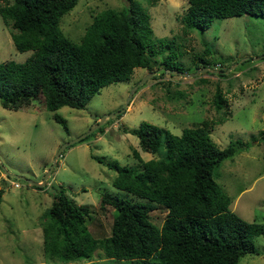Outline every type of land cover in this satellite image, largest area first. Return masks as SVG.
<instances>
[{
  "label": "rangeland",
  "instance_id": "obj_1",
  "mask_svg": "<svg viewBox=\"0 0 264 264\" xmlns=\"http://www.w3.org/2000/svg\"><path fill=\"white\" fill-rule=\"evenodd\" d=\"M139 1L149 12L156 39L152 73L136 66L128 79L103 86L84 107L63 105L55 110L66 118L69 132L53 118V110L10 109L0 103V264H143L105 257L99 248L89 260L51 261L42 251L41 226L53 193L64 188L77 203L91 207L89 231L96 237L110 234L113 207L100 208L101 193L141 198L113 185L116 171L92 155L133 168H139L133 147L144 159L159 157L142 150L138 137L123 130L143 120L180 134L184 127L208 119L215 121L209 135L219 147L236 139L247 141V147L220 162L215 178L237 214L247 221L264 222V16L217 17L205 29L186 30L181 16L187 0ZM124 4L125 0H78L63 14L60 27L79 41L96 12ZM31 52L16 49L11 27L0 15V61H23ZM162 60L173 70L195 74L171 75L163 70ZM218 86L226 98L221 109L213 104ZM121 109L125 110L120 116L105 118L103 130L65 145L94 126L99 116ZM42 180V188L33 186ZM165 213L159 207L150 211V218L161 225ZM252 239L258 253L243 254L237 264H264V235Z\"/></svg>",
  "mask_w": 264,
  "mask_h": 264
},
{
  "label": "trees",
  "instance_id": "obj_2",
  "mask_svg": "<svg viewBox=\"0 0 264 264\" xmlns=\"http://www.w3.org/2000/svg\"><path fill=\"white\" fill-rule=\"evenodd\" d=\"M77 1L0 3V15L11 27L16 49L32 50L23 61H0L2 106L82 108L103 86L128 79L134 67L154 70L156 39L149 12L139 0L96 12L80 40L73 41L60 27V19ZM244 13L264 16V0H187L181 21L186 30L205 29L214 18ZM161 63L172 75L173 67L165 60ZM225 100L218 86L215 108L221 109ZM53 118L69 132L64 116L55 111ZM107 120L79 142L103 130ZM213 123L203 119L180 134L146 120L135 128L123 127L138 137L142 150L159 157L144 159L133 147L139 165L133 168L116 159L92 156L116 171L113 185L141 200L103 191L100 208L111 205L113 219L110 234L96 237L88 227L93 220L91 207L77 203L60 188L42 213L45 257L60 263L89 260L99 248L105 257L143 264H237L243 254L258 253L252 238L264 235V222L247 221L231 209L230 196L215 178L220 162L248 142L236 139L219 147L209 135ZM1 194L0 190V198ZM159 207L166 210L161 225L150 218V211Z\"/></svg>",
  "mask_w": 264,
  "mask_h": 264
},
{
  "label": "water",
  "instance_id": "obj_3",
  "mask_svg": "<svg viewBox=\"0 0 264 264\" xmlns=\"http://www.w3.org/2000/svg\"><path fill=\"white\" fill-rule=\"evenodd\" d=\"M176 72L179 73V74H182L183 76H186V75H193V74H195V73H184V72L177 71V70H173V69L171 70V73H176ZM151 73H152V71H151ZM139 84H140V83L136 84V85L133 87V89L131 90V92L129 93L128 98H127V100H126V102H125V105H126V106L128 105V103H129V101H130V99H131V97H132V92L135 90V88H136ZM124 110H125V109H121V110H118V111H115V112H108V113H105L104 115L100 116L98 122H97L94 126H92L90 129H88L86 132L82 133L81 135L76 136V137H74V138L68 140V141L65 143V145H69V144H72V143H74V142H76V141H79L81 138L85 137V136H86L87 134H89L91 131L97 129V128H98V127L104 122L105 118H109V117H111V116H115V115H117V114H120V113L123 112ZM35 184L41 186V185L44 184V180H42L41 182H35Z\"/></svg>",
  "mask_w": 264,
  "mask_h": 264
},
{
  "label": "crops",
  "instance_id": "obj_4",
  "mask_svg": "<svg viewBox=\"0 0 264 264\" xmlns=\"http://www.w3.org/2000/svg\"><path fill=\"white\" fill-rule=\"evenodd\" d=\"M256 141L258 142V140L256 139ZM141 154V153H140ZM230 206H231V204H230ZM231 209H232V207H231Z\"/></svg>",
  "mask_w": 264,
  "mask_h": 264
}]
</instances>
